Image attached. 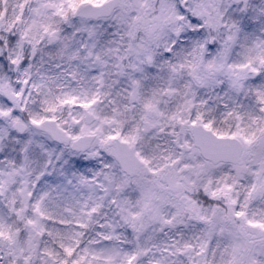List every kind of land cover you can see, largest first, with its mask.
I'll list each match as a JSON object with an SVG mask.
<instances>
[{
  "label": "snow or ice",
  "instance_id": "1",
  "mask_svg": "<svg viewBox=\"0 0 264 264\" xmlns=\"http://www.w3.org/2000/svg\"><path fill=\"white\" fill-rule=\"evenodd\" d=\"M0 264H264V0H0Z\"/></svg>",
  "mask_w": 264,
  "mask_h": 264
}]
</instances>
